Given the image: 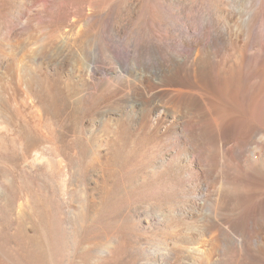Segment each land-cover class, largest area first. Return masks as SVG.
<instances>
[{"label":"rangeland","instance_id":"obj_1","mask_svg":"<svg viewBox=\"0 0 264 264\" xmlns=\"http://www.w3.org/2000/svg\"><path fill=\"white\" fill-rule=\"evenodd\" d=\"M236 6L0 0V264H183L172 251L192 196L163 162L162 132L119 119L121 85L78 62L113 64L208 14L235 34Z\"/></svg>","mask_w":264,"mask_h":264},{"label":"bare ground","instance_id":"obj_2","mask_svg":"<svg viewBox=\"0 0 264 264\" xmlns=\"http://www.w3.org/2000/svg\"><path fill=\"white\" fill-rule=\"evenodd\" d=\"M236 2L235 34L208 14L164 42L111 52L115 65L78 62L121 85L119 119L162 132L163 162L192 196L172 251L183 264H264V0Z\"/></svg>","mask_w":264,"mask_h":264}]
</instances>
